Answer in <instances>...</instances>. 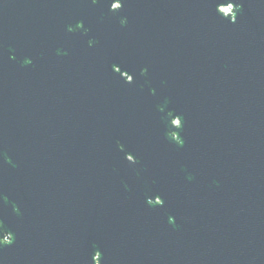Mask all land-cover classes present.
I'll return each instance as SVG.
<instances>
[{
  "label": "water",
  "instance_id": "1",
  "mask_svg": "<svg viewBox=\"0 0 264 264\" xmlns=\"http://www.w3.org/2000/svg\"><path fill=\"white\" fill-rule=\"evenodd\" d=\"M0 264H264V0H0Z\"/></svg>",
  "mask_w": 264,
  "mask_h": 264
},
{
  "label": "snow or ice",
  "instance_id": "2",
  "mask_svg": "<svg viewBox=\"0 0 264 264\" xmlns=\"http://www.w3.org/2000/svg\"><path fill=\"white\" fill-rule=\"evenodd\" d=\"M117 7H122V5H118ZM129 159H131V156L129 157ZM159 201L161 204H164V200L160 197H159Z\"/></svg>",
  "mask_w": 264,
  "mask_h": 264
}]
</instances>
